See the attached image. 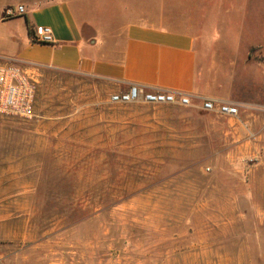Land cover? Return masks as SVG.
Wrapping results in <instances>:
<instances>
[{
	"label": "rangeland",
	"instance_id": "1",
	"mask_svg": "<svg viewBox=\"0 0 264 264\" xmlns=\"http://www.w3.org/2000/svg\"><path fill=\"white\" fill-rule=\"evenodd\" d=\"M34 2L0 0V18ZM231 16L235 32L219 36L223 47L198 50L200 67L213 66L218 93L244 97L239 85L258 86L242 68L264 44V14L248 6ZM25 71L37 82L32 118L0 115V264L222 263L210 252L236 240L225 232L226 218L236 230L239 187L264 185L259 89L227 117L201 103H112L105 81ZM248 121L262 136L256 154L240 146Z\"/></svg>",
	"mask_w": 264,
	"mask_h": 264
},
{
	"label": "crops",
	"instance_id": "2",
	"mask_svg": "<svg viewBox=\"0 0 264 264\" xmlns=\"http://www.w3.org/2000/svg\"><path fill=\"white\" fill-rule=\"evenodd\" d=\"M248 6L264 14V0H36L23 15L0 18V58L27 71L47 68L96 78L115 93L136 86L189 95L193 106L211 99L246 108L247 89H259L264 97V59H259L264 44L255 50L257 60H243L242 72H253L258 80V86L237 87L244 97L218 93L221 79L211 77L212 65L200 67L198 50L223 47L219 36L235 32L226 18ZM41 28L49 29V44L29 36L31 30L36 40ZM234 87L228 82L230 91ZM245 125L240 146L244 154H256L262 136L253 132L251 121ZM239 189L236 230L231 232L232 220L226 218L225 232L226 237L235 233L236 240L210 253L223 259L220 264H264V185Z\"/></svg>",
	"mask_w": 264,
	"mask_h": 264
},
{
	"label": "built area",
	"instance_id": "3",
	"mask_svg": "<svg viewBox=\"0 0 264 264\" xmlns=\"http://www.w3.org/2000/svg\"><path fill=\"white\" fill-rule=\"evenodd\" d=\"M18 16L24 14L25 10L19 6L15 10ZM7 16H12L13 11L8 10ZM36 42L49 44L51 34L48 28H41L35 33ZM37 94V82L23 68L14 64L0 66V115L30 120L33 116ZM112 103H131L141 101L149 105L190 106V96L181 94L176 96L172 92L142 91L136 86H131L125 92H118L111 96ZM201 109L205 112L220 116L237 117L243 106L229 102L205 99L201 101Z\"/></svg>",
	"mask_w": 264,
	"mask_h": 264
},
{
	"label": "trees",
	"instance_id": "4",
	"mask_svg": "<svg viewBox=\"0 0 264 264\" xmlns=\"http://www.w3.org/2000/svg\"><path fill=\"white\" fill-rule=\"evenodd\" d=\"M28 33H29V36L32 37V41H33L34 43H37V42L35 41V39L33 38V33L31 32V30H29Z\"/></svg>",
	"mask_w": 264,
	"mask_h": 264
}]
</instances>
